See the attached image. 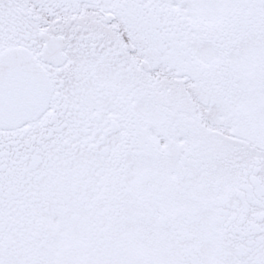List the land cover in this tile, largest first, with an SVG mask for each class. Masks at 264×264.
<instances>
[{
	"label": "snow or ice",
	"instance_id": "6c2138e0",
	"mask_svg": "<svg viewBox=\"0 0 264 264\" xmlns=\"http://www.w3.org/2000/svg\"><path fill=\"white\" fill-rule=\"evenodd\" d=\"M0 264H264V0H0Z\"/></svg>",
	"mask_w": 264,
	"mask_h": 264
}]
</instances>
